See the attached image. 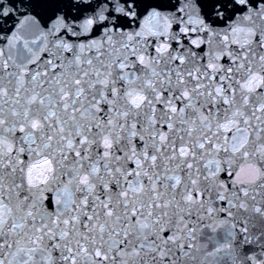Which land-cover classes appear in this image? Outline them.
I'll list each match as a JSON object with an SVG mask.
<instances>
[{
	"label": "snow or ice",
	"instance_id": "6c2138e0",
	"mask_svg": "<svg viewBox=\"0 0 264 264\" xmlns=\"http://www.w3.org/2000/svg\"><path fill=\"white\" fill-rule=\"evenodd\" d=\"M0 264H264V0H0Z\"/></svg>",
	"mask_w": 264,
	"mask_h": 264
}]
</instances>
